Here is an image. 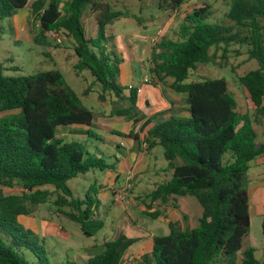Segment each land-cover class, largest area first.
<instances>
[{"label":"trees","instance_id":"16d2710c","mask_svg":"<svg viewBox=\"0 0 264 264\" xmlns=\"http://www.w3.org/2000/svg\"><path fill=\"white\" fill-rule=\"evenodd\" d=\"M160 1L170 10L182 4V0ZM88 7L96 13L95 38L85 35L82 24ZM24 8L39 24L33 44L48 46L50 33L63 36L77 58L74 69L88 71L100 85L98 100L105 96L116 99L111 115L137 123V91L119 83L122 58L114 46L108 47L112 37L106 31L126 14L99 0H0V19L11 18ZM209 16V5L193 9L180 23L177 39L162 38L153 49L151 80L186 94L189 117L171 115L158 121L144 142L147 148L162 149L171 176L143 202L177 208L174 198L193 197L201 207V216L192 229L170 222L168 235L153 237L151 253L133 264H264L254 248L240 251L250 227V163L264 158V143H257L256 129L259 124L264 127V0H230L223 16L230 25L209 23ZM232 45L247 46L248 59L259 66L238 78L254 105L253 116L238 111L223 78L186 83L199 65L214 64L219 53L220 58H226ZM124 100L128 106L119 107ZM96 115L60 71L9 76L0 63V264H50L43 240L19 221L29 217L34 207L48 202L52 193L41 190L44 186L54 189L55 204L68 209L60 213L85 237L103 229L104 222L95 213L99 205L96 184L83 199H77L68 182L112 167L74 139L66 142L57 136L61 126L90 127ZM117 135L136 137L133 131ZM79 136L95 137L92 132L76 138ZM8 188L25 193L4 195L3 189ZM185 218L183 215L182 220ZM261 231L264 235V218ZM134 241L124 235L106 241L102 250L83 264H121Z\"/></svg>","mask_w":264,"mask_h":264},{"label":"rangeland","instance_id":"374dc122","mask_svg":"<svg viewBox=\"0 0 264 264\" xmlns=\"http://www.w3.org/2000/svg\"><path fill=\"white\" fill-rule=\"evenodd\" d=\"M32 1L29 0V3ZM100 1L109 3L113 7V10L121 11L128 16L126 20L121 19L108 25L106 28L107 35L112 37V41L109 40L110 45L108 47L114 46L115 53L122 59L128 51L124 47V42L128 41L127 34L129 32L132 39H136V41L131 40V43H135L140 41L139 33L146 31L145 39H147V44H150L151 48L155 47L162 38L176 40L178 27L184 17L192 12L193 9L201 7L204 4L210 6V16L207 20L209 23L230 25L223 17L228 10L230 0H182L181 6L173 14L170 9L167 10L165 8L163 1L160 0ZM158 4L162 5L161 9L158 8ZM85 14L87 17H92L93 15L89 7L86 9ZM171 16L174 18L172 21H170ZM168 22L172 23L166 26ZM85 30L86 36L88 38L91 37L93 30L90 27H87ZM157 30H164V37L155 34L154 31L157 32ZM38 32V21L35 20L26 8L17 11L11 18L0 19V63L5 69V74L9 76H27L49 70H58L62 73L66 83L77 93L84 105L88 108L91 107L95 113L99 112L100 109H97V95L100 91V85L94 82L93 77L88 71L78 72L74 69L77 58L73 53L70 42L63 36L50 33L47 35L48 46H38L32 42L33 36ZM247 50L248 47L245 45H232L226 54V58H220L221 53H219L214 64L199 65L195 71L191 72L186 83L198 81L202 78H223L228 84L230 93L236 99L238 111L241 114L247 113L253 116L254 105L238 83L239 77L259 67L255 60L248 59ZM150 69L145 71L151 73ZM167 82H170V80ZM118 106L122 107L123 104L118 103ZM112 107H116V105L112 104ZM256 129L258 134L257 143L262 144L264 143L263 124L256 125ZM69 140L66 142H69ZM74 141L80 143L85 151L88 152L92 147V142H95L91 139L82 138H76ZM225 159H228V157L226 156ZM101 178L100 172L96 170L68 182V186L74 198L83 199L86 191L95 181L98 188ZM248 178L250 227L248 234L242 240V249L240 251H243L247 247H252L256 250L255 255L257 258L264 260V235L261 231V223L264 218V158L250 163ZM133 184L135 185V180ZM133 189L130 191L129 199L127 203H124L125 205H114L113 202L112 204L116 207H129L132 205ZM41 190H48L52 193L48 202L34 207L29 217H21L19 221L33 232L35 230L39 237L42 232L44 233L42 226L47 224V222L54 224V227L59 230L61 238H48L44 241L43 246L48 253L50 264L72 262V252L81 249L83 245L101 240L103 236L107 235L108 229L103 228L95 236L91 238L85 237L75 223L70 222L60 213V211L66 212L68 209L60 208L55 204L57 195H55L54 189L50 186H44ZM22 192L25 193V191L17 188L3 189L4 195H18ZM189 198L194 202L200 214L201 207L196 199L193 197ZM136 202H139V200ZM197 219L196 214L193 213L191 219L189 221L182 220V224L189 227V224L193 221L197 226ZM151 222L153 223V221ZM158 235H167V231L160 232ZM40 239L42 238L40 237ZM105 239L106 241L108 240V238Z\"/></svg>","mask_w":264,"mask_h":264},{"label":"crops","instance_id":"0c3cea01","mask_svg":"<svg viewBox=\"0 0 264 264\" xmlns=\"http://www.w3.org/2000/svg\"><path fill=\"white\" fill-rule=\"evenodd\" d=\"M26 9L29 10L28 8ZM90 11L93 13L92 17H87L84 13L82 24L85 35V29L90 27L93 30V34L89 38H95L96 13L91 9ZM176 11L171 10L172 14ZM127 18L128 16L126 15V17L121 19L126 20ZM170 18V21L174 20L173 16ZM171 23H166V26ZM164 30H157L154 33L164 37ZM145 33L146 31L140 32V41L135 43H131V40L136 41L135 38L132 39L131 33L129 32L130 35L127 34L128 41L124 42V47L128 51L124 54L120 64L119 83L126 88L139 89V92H136V107L138 110L136 118L138 122L135 123L123 117L111 115L112 104L116 102V99L105 96V100H97V109H100V111L96 113V118H94L90 127L72 125L68 127L61 126L57 129V136L65 141L69 139L75 140L78 134H83L84 136L87 132H92L95 135L94 138L79 137L95 141L92 142V147L88 153L102 158L108 166L112 167L109 170L99 171L102 178L97 192L99 205L95 211L96 217L104 222L103 228L108 229L107 235L103 236L101 240L83 245L81 249L72 252V262L74 264H83L102 250L103 244L106 242L105 238H108L107 241H112L120 235L135 240L127 249L124 258L131 255L136 262L142 256L151 253L153 237L160 236L158 234L163 231H167L168 235V224L170 222H179L181 228L184 229L186 226L182 224L183 215L186 216V221L191 219L193 213L196 214L198 219L201 216L202 210L199 214L197 207L189 197L174 198L177 208H173L170 205L161 206L158 203L148 206L145 204L148 201L143 202L147 194L158 184L168 181L171 176L166 171L167 163L163 159L162 149L159 146L152 148L143 147L148 137V131L155 123L167 119L171 115L189 117L188 107L185 104L186 94L176 93L167 85L157 84L153 80L150 83L142 82L144 76H149L151 79L150 73L145 70H149L152 66L151 54L155 48H151V45L147 44ZM128 94L129 91L126 90L124 92L125 97ZM119 103L123 104V108L128 106L127 100ZM132 131L136 135L134 138L117 135L118 133L128 135ZM129 173L134 174L135 180L132 193L133 203L129 207H116L112 204V192L122 187ZM138 200L139 202H136ZM155 213H159V215L155 218L151 217V214ZM39 224L41 225L40 222ZM195 227L196 225L192 221L188 228L192 229ZM42 229L44 233L42 232L40 237L43 242L48 238L60 237L59 230L50 222L43 225ZM34 233L37 234L35 230Z\"/></svg>","mask_w":264,"mask_h":264},{"label":"built area","instance_id":"2783aa9c","mask_svg":"<svg viewBox=\"0 0 264 264\" xmlns=\"http://www.w3.org/2000/svg\"><path fill=\"white\" fill-rule=\"evenodd\" d=\"M151 79L149 76H144L142 78L143 83H150ZM131 88V87H129ZM137 92H139V89H136ZM144 148H147L146 144H143ZM133 181H134V174L129 173L128 176L125 178V182L122 185V187H119L117 190H115L112 193V202L114 205H125L124 203H127L129 199L130 191L133 189ZM134 258L133 256H127L123 258L121 264H133Z\"/></svg>","mask_w":264,"mask_h":264}]
</instances>
